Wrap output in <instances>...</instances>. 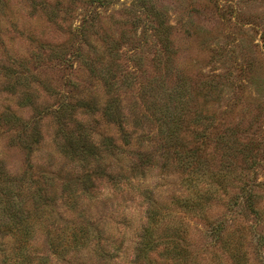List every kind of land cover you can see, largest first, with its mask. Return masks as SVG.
<instances>
[{"label": "rangeland", "instance_id": "obj_1", "mask_svg": "<svg viewBox=\"0 0 264 264\" xmlns=\"http://www.w3.org/2000/svg\"><path fill=\"white\" fill-rule=\"evenodd\" d=\"M83 219L112 264H264V0H0V264H57ZM146 227L176 231L139 262Z\"/></svg>", "mask_w": 264, "mask_h": 264}, {"label": "trees", "instance_id": "obj_2", "mask_svg": "<svg viewBox=\"0 0 264 264\" xmlns=\"http://www.w3.org/2000/svg\"><path fill=\"white\" fill-rule=\"evenodd\" d=\"M168 125L173 127L172 135L170 136V138L172 139L175 136L173 135V133L175 134V132L177 131V128H179V125H180L179 118L177 117L175 119L171 118V121L168 123ZM171 141H175V139ZM127 142H128L127 140L124 141V145L126 147L127 145L128 146L130 145V143L129 142L127 143ZM102 146L107 147L109 151L114 150V149L116 151L121 150L120 147H118L116 141L113 140V138H104V141L102 142ZM82 149L85 150L84 148ZM195 162H196V159L193 155H188V154L186 155L185 164L188 166V168L194 167L197 164V163L195 164ZM223 179H225V177ZM191 181L192 180L189 179V182ZM194 188L197 190L196 187H193L191 189L192 190L191 193L196 192L194 191ZM253 188L254 186L249 185L248 182L244 183L242 187L240 188V194L233 196L234 202L232 201L231 208H234L236 212H238L236 213V215H240V213L242 212L245 213L246 211L250 213L251 212L256 213L258 211V209L254 207L256 204L255 197L257 196V193H256V190ZM197 196L198 194L196 195V197ZM202 199H203V196H201L200 200L198 197L197 198H192V197L186 198L185 205L187 208H190L191 210H193V208L199 207V204L201 205ZM191 203L195 204L196 207L195 206L190 207ZM148 210L153 212V209L151 208ZM48 213L50 214V219L52 220L53 216H52V211H50V209L48 210ZM261 214H259L258 212L256 213V216H258L257 220L261 218ZM20 218H21V215H20ZM71 223L73 224L72 226H62V227L72 230L74 234V237H72L73 243L71 245L70 240L65 241L64 243L65 250L63 251V253H65L66 255L62 253V257H60L61 260L57 264H78L77 263L78 261L73 260V259H75L76 255H78L79 252H81L79 250L87 245L86 241L87 243H89L90 240L92 239H94L93 242L95 243V247H93V249H94V252L97 254V256L100 257L103 263L112 264L111 262L113 261V255L109 253V251H106V248H104L103 243H101L102 241H100L99 239V235H101V233L99 232L97 225H92L90 221H86L84 219L80 223H77L75 221ZM24 225L25 224H19V225L15 224L14 226H17V227H12L11 231H8L7 234H9L12 238L17 239L18 237H20L22 241H25L26 239L25 236L29 235L26 231H31V228L29 227L26 228L24 227ZM141 228L142 227H140V229ZM171 229L176 231L175 227H170V229L167 227H146V229L142 230L144 235L142 236V241L136 244L135 251H138L139 254H143L144 256H136L138 261L140 262L142 258L149 259L151 255L153 254V252L156 251L160 245L158 244L160 243V238L156 239L155 237L158 236L159 234L161 235V238L167 237L168 235L167 230H171ZM59 231H60V228L55 226L53 227L52 232L51 233L49 232L47 236H50V238H53V237L56 238L58 236ZM162 231H166V232L163 233ZM214 238L215 239L213 243H218L219 241H221V232L219 233V235L215 236ZM184 243H186V241ZM73 244L75 245L73 247L74 249L72 250ZM165 245H166L167 259L171 261L172 264H193L191 260L186 263L185 254H187V251L185 247L181 246L179 242L175 244L172 241L166 242ZM49 246L52 247L53 245L49 244ZM238 253L242 254V252L240 253L239 251ZM181 257H183V260L181 259ZM190 257L192 258V254L188 256L187 258H190ZM23 262L24 264H26L25 261ZM12 263H17V261L14 260L12 261ZM37 264H53V263L49 261L48 258H45L44 260L42 259L41 261H39ZM142 264H152V262L149 261V263H142Z\"/></svg>", "mask_w": 264, "mask_h": 264}]
</instances>
